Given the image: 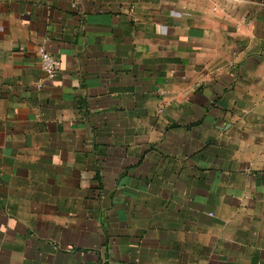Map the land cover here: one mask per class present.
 <instances>
[{
	"label": "crops",
	"instance_id": "0c3cea01",
	"mask_svg": "<svg viewBox=\"0 0 264 264\" xmlns=\"http://www.w3.org/2000/svg\"><path fill=\"white\" fill-rule=\"evenodd\" d=\"M0 264H264V0H0Z\"/></svg>",
	"mask_w": 264,
	"mask_h": 264
},
{
	"label": "built area",
	"instance_id": "2783aa9c",
	"mask_svg": "<svg viewBox=\"0 0 264 264\" xmlns=\"http://www.w3.org/2000/svg\"><path fill=\"white\" fill-rule=\"evenodd\" d=\"M40 62L43 70L48 74L50 77L56 76L58 73L61 63L58 59H56L50 51L45 48L40 49Z\"/></svg>",
	"mask_w": 264,
	"mask_h": 264
}]
</instances>
